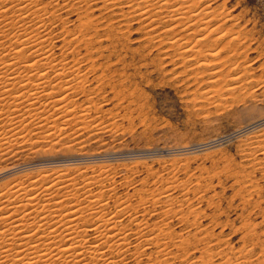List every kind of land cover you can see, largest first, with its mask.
<instances>
[{"label": "rangeland", "instance_id": "1", "mask_svg": "<svg viewBox=\"0 0 264 264\" xmlns=\"http://www.w3.org/2000/svg\"><path fill=\"white\" fill-rule=\"evenodd\" d=\"M173 1L174 2L170 3V5L176 3L175 0ZM194 1L198 4H195ZM210 2L211 4H209ZM80 4L84 5L86 1ZM92 5L93 7H95V5L97 6V4ZM193 5L197 10H204V12L207 13L204 19H201V21H189V24L190 22L191 24L188 26L189 29L186 30L188 33L184 31L186 28L182 26L184 23L182 21L180 22V20V23H176L177 26L174 28V31L165 30V32L163 31L164 27L162 28V26H160L163 31L161 34L164 35L162 37L160 36L161 39L158 35L155 36L156 39H154L155 37L153 34H149L150 31L148 27L140 19H136V17L134 19L130 16L120 17L115 14L120 12L117 8L113 11H111V9L95 10L96 17L95 15L94 17L97 18L99 16V19L101 18L100 22L97 24L103 36L99 35L100 37L97 36L95 38L98 41L96 46L98 45L99 47V42L102 43V46L100 45L99 49L101 50L98 49L99 52L97 51L94 53L93 58H96L95 60L101 64L100 67L102 69H98L97 72L93 70L89 71V77L92 79L94 76H101L103 72L105 75L107 70L106 75L109 78L111 76V78L116 81L113 80L111 86L108 85L106 87L108 92L105 97L94 95L93 98L96 105H94V103H88L86 99L91 97H84L83 93H79V95L76 94L75 96L73 95L81 104L85 102L84 105H86V107L84 106V108H88L89 104H92V107L86 109L88 111L91 108V112H86L87 116L85 117L89 119L83 120L84 123L82 121L83 118L80 117L82 113H85V111L82 110V105L76 108L78 112H76L75 115L68 116L70 120L68 119L66 122V120H64L65 118H61L66 123H63V120L59 119L61 123L57 120L56 125L53 121L57 118V115L54 116L55 118L53 117L50 119V121H39V119L37 121V119L34 120L30 118L28 114H25V118H28V120L24 121V125L22 123L20 124L21 126L23 125L22 127L19 125V128L21 127L20 129H16L19 133L21 132L20 134L18 133V135L19 139L22 136L23 141H21L22 138L18 142L14 140L16 143L10 140L14 136V131L12 133L9 132L13 136L8 133L7 137L9 138H3V141L1 140L5 142L4 140L8 139L10 142L8 141L9 143H7H14L11 144L14 147H11V145L9 147L8 144L5 143L7 147L4 145L6 148H0L3 149L0 150V184L3 182L5 183L4 180H11L13 178L12 175L16 176L17 174L18 176L20 173V175H23L25 173L23 170L28 171L27 173H32V175H36L44 169L69 168L70 172L74 174L75 172L77 173L78 167L76 166L80 164V166H84L82 167V169L84 168L83 170H85V166L88 167H86L88 174H93V171L96 172H94V174H100L102 172L103 175H100V177H105L104 175L108 176L107 173L110 170L109 173L114 172L116 174H111L109 177L114 175L113 177L116 179L111 177L110 179L108 177L110 180L107 179L105 183L107 185L111 183L109 184L110 186L114 184L112 187L114 188V194L117 196L122 195L125 198L130 197L129 199L134 202L138 200L141 195L148 196H145V198L149 201L153 198L155 199L157 195L159 197L157 196L156 200L153 199L152 201H162L163 199L162 202L158 201L160 203L156 202L157 206L151 201L143 204V207L141 204V212L139 211L138 216H140V219H146L147 217L150 223L158 222L155 229L156 231H158L162 225L163 227L161 228L164 229L162 234L171 233L170 235L173 236L172 239L170 236L168 237L167 234H161V236H163V240L167 237L168 240L165 239L164 241L167 240V242L171 244L168 246H172L167 249L169 251L172 250L171 261H174V264L184 263L182 257H186L187 254L185 253L186 255H184L182 250L173 246V241H179L183 236L186 238V234L188 236L186 239H190L189 241L193 243L189 246L190 249L187 256L190 257H188L189 259L194 257L192 260L197 262V264H264V166H260L264 164V156L259 152H254L252 148L249 149V147H251V145L248 144L249 135L252 134L251 136H253L255 133H251L249 131L250 129L247 128L248 124L250 125L256 121L264 120V0H193ZM203 5L205 7L209 6L204 8ZM174 7L177 6H172V8ZM197 10L195 11L197 12ZM59 12L62 16L65 14L63 17L67 18L68 22L71 20L73 21L67 23V27L70 29H75V26L80 21L79 17L84 13L79 12V10H74L73 12L70 11V9H63ZM207 17L210 20H208ZM102 18L104 19L102 20ZM108 19H115V21H109ZM58 23L61 24L60 21ZM200 24L202 25L200 26ZM227 25L232 26H230V28ZM77 27L78 26H76V28ZM53 28L60 29V26H53ZM195 28L197 30H195ZM220 29L221 31L223 29V34ZM194 31H198V34ZM176 34H178V36L179 34H189V36L186 37L187 39L185 35L182 36L181 39L183 40V44L180 45V47L179 45L172 44L173 37H175ZM191 34L194 35L192 36ZM214 35L216 36L214 37ZM217 35L220 36L218 37ZM151 36L153 38H150ZM200 36H205V38L201 40L204 42L206 39L209 43L207 42L206 44L205 42L204 44L206 45H203V42L197 38ZM227 39H230L228 41L230 43L227 42L228 44L225 42ZM57 40L56 54L58 57H61L62 41L61 39L59 40V38ZM200 42L204 47H202L204 53L200 52V54L204 55L206 52L209 53V51L214 50L213 52H215L216 56L214 55L212 57V61H225V65L221 68L222 72L219 76L218 74L211 73L214 71L213 65L198 69L194 67L195 65H192L196 59H199L197 57H200V54H197L195 51L200 49ZM81 44L84 45L83 42ZM187 46L193 48L196 53L194 51H182L185 47L187 49ZM233 46L236 47L234 48ZM83 47L85 48L86 46L84 45ZM83 47L82 52L84 53L86 48L84 49ZM218 47L222 48L219 49ZM218 50H220L221 53ZM193 52L198 56H194V54H192ZM219 53L221 55H219ZM209 58L211 59V56ZM232 58H234L232 63L228 62V65H226L227 61ZM87 61L83 63L84 66L91 63L90 60L87 59ZM108 62L110 64H108ZM106 63L108 65H106ZM110 67L112 70L109 69ZM102 70L103 72H101ZM190 75L192 76L189 77ZM196 77H198V80H195ZM223 78L227 80H221ZM235 79L238 80L235 81ZM242 80L244 83H242ZM95 83L96 81L88 84L89 86H94ZM114 83L117 84L115 85L117 91L120 88L118 92L114 87ZM219 83L220 85H218ZM216 85H218V87ZM110 87L113 89H110ZM222 87L226 88L222 89ZM106 90L103 92L104 94ZM231 90L233 92H231ZM120 91L123 92V95L121 94L122 97H115ZM90 118L92 120H90ZM58 123L59 125H57ZM79 123L80 125H78ZM116 124L117 127H115ZM47 125H49L48 128ZM107 126L108 128H106ZM258 126L261 128L260 130H264V122L258 124ZM1 127L3 126L1 125ZM8 127V125H5L3 128L10 130V127ZM245 128H247L246 131ZM2 130H0V132ZM56 133L58 134L57 136ZM9 135L12 138H10ZM26 137L30 138L25 140ZM261 155L263 156L262 158ZM173 157H175V159ZM78 158H80V160ZM255 158L258 159L256 160ZM170 159L172 161H170ZM184 159L187 160L184 161ZM251 161L256 165L254 166ZM103 163L104 165L102 166ZM23 164L27 165V167ZM173 165L176 166L174 167ZM18 167H20V173H16V171H19ZM21 168H23V170H21ZM40 168L42 170H40ZM258 168L260 169L258 170ZM13 169H15V173H13ZM245 169L247 170L246 174L250 170L252 171V178H250V176L245 179ZM105 170L106 174H104ZM117 179L120 180L118 181ZM168 179L170 180L168 181ZM154 180L157 181V184ZM125 181L128 184L122 185L121 183H125ZM179 184H181V186H179ZM142 187H144V190L141 189ZM160 187H162V189H160ZM115 188L118 189L116 190ZM187 188L193 190L191 191ZM147 189H149V191ZM151 190L156 194H154L155 196ZM163 190L166 191L162 192ZM167 190L169 192H167ZM136 193L138 194L136 195ZM151 193L152 195H150ZM132 194L135 195L133 196ZM167 196H172L173 199L172 197L169 199ZM154 206L156 213L152 211ZM145 208H147L146 211L143 210ZM167 208H170V211ZM164 211H167V213L169 212L168 215H166L167 213ZM196 212H198V215ZM141 213L145 215L143 214L142 216ZM184 213L187 214L185 215ZM127 217L128 215L121 216L119 222L129 223ZM168 218L170 219L168 220ZM135 221L132 222L134 224H131L133 227H136L139 222L138 220L137 222ZM164 222L166 224H163ZM199 225L200 228H198ZM212 233H214L215 236L214 234L212 235ZM203 236H205V238ZM218 236L222 241L218 239ZM144 237H146V235ZM198 239L202 240L199 241ZM210 240L211 242L209 244ZM151 246H149L148 251L152 250L155 253V249L157 250L156 245ZM246 247H248V250ZM202 251L204 253H202ZM221 252L225 253L221 254ZM228 254H231V256ZM178 255L180 256L176 257ZM132 261V258H130L129 262L131 263Z\"/></svg>", "mask_w": 264, "mask_h": 264}, {"label": "bare ground", "instance_id": "2", "mask_svg": "<svg viewBox=\"0 0 264 264\" xmlns=\"http://www.w3.org/2000/svg\"><path fill=\"white\" fill-rule=\"evenodd\" d=\"M85 1H86V4H84V5L80 4V3L85 2ZM173 2H174L173 0H0V130L4 129L3 127L5 125H8L10 127V130H6L7 128L5 127L6 129H4L0 132V148L4 149L7 147L5 143H7L9 140L6 139V140H4L5 142H2L3 141L2 139L3 138H9V137H7V134L9 132L12 133L14 131V133H13L14 136L11 133H9L13 136V138H12L9 135L10 138H12L10 140H12L13 142L20 141L22 136L20 135L21 137L19 139V135H18L19 132L16 129L19 128V125L21 123L23 124L24 121L28 120V118H25V114H28V116L34 120L37 119V121H38V119H39V121H50V119H52L55 115H57V118L53 121L56 125L57 120H59V119L63 120L61 118H65L64 120H66V122H67V120L69 119L68 116L69 115L72 116L73 114L75 115V113L78 112L76 108L77 107L79 108L82 105V108H83L82 110H84L85 113H82V115L80 117L83 118L82 121L83 120L85 121V119H89L88 117L87 118L85 117V116H87L86 112L87 113H88V111L91 112V110H90L91 108L88 111L86 109H88L89 107H92L93 103H94V105H96L94 98H93L94 95H97L99 97L100 96L105 97L106 93L108 92L106 90V87L108 85L111 86L113 80H115V79L111 78L110 75H109L110 78L106 75L107 74L106 67H105V70H106L105 75H104V72L102 70L101 72H103V75L96 76V77L94 76V78L92 77V79L89 77V71L93 70V71L97 72L98 69L101 68L100 67L101 64H99L95 60L96 58L95 59L93 58L94 53H96L97 51L99 52V50H101V49H99L100 45L102 46L101 42H99V47H98V45L96 46V43H98V41L95 38L99 35L103 36V34H101L102 32L99 31V28H98L99 25L97 24L98 22H100L101 18L99 19V16L97 18H95L96 17V15H95L96 11L95 10H97V9H111V11H113L117 8V10H119L120 12H117L115 14L119 15L120 17L130 16L134 19H135V17H136V19H140L148 27V30L150 31L149 34H153L154 37L157 35H158V37L164 36L161 33L165 30L174 31V28H176V26H177L176 23H178L179 20H180V22L182 21L184 23L182 26L184 28H186L184 30L186 32V30L189 29L188 26L191 24V22L189 24V21H195V20L201 21V19L203 20L205 15L207 14L206 12H204V10L199 11V9L197 10L196 8H194L193 7L194 6L193 0H175L176 3L170 5V3H173ZM92 4H97V6L95 5V7H93ZM195 4H198V3L195 2ZM209 4H211V2ZM174 5H176L177 7L172 8V6H174ZM203 6H201V7H203ZM208 6H206V7H208ZM206 7L204 6V8H206ZM63 9L64 10L70 9V11H73V12H74V10H79V12H84L82 14V16L79 17L80 21L76 25V26H78L77 28H76V26H75V29H72V28L70 29L69 27H67V23L71 22L72 20L68 22V19L63 17L65 14L62 16V14L59 11L60 10L62 11ZM195 10H197V12ZM100 13H102V12H100ZM66 15H68V14H66ZM69 15H71V14H69ZM94 15H95V17H94ZM207 16H209V15H207ZM103 19L104 18H102V20ZM207 19H208V17H207ZM111 20L115 21V19H111ZM111 20H109V21H111ZM208 20H210V19H208ZM59 21L61 22V24L58 23ZM109 21H108V23H109ZM131 21H133V20H131ZM208 24H210V23H208ZM216 24H217V22H216ZM232 24H234V23H232ZM201 25L202 24H200V26ZM53 26H60V29H57V28L55 29V28H53ZM160 26H162V28L164 27L163 31L160 28ZM230 26H232V25H229L228 27H230ZM209 27H210V25H209ZM196 28H195V30H197ZM140 29H141V27H140ZM198 31H196V32L194 31V32L196 34H198L197 33ZM220 31H221V29H220ZM222 31H223V29H222ZM222 31H221V33H222ZM104 32H105V30H104ZM233 32H234V30H233ZM108 33H109V31H108ZM108 33H106V34L109 35ZM186 33H188V32H186ZM189 34H190V32H189ZM189 34H183V35H185V38H186L187 36H189ZM231 34H232V32H231ZM183 35L179 34V36H178V34H176L175 37H173L172 44L173 45L176 44L177 46L179 45V47H180V45L183 44V42H182L183 40L181 39ZM227 35H229V34H227ZM102 36H101V38H102ZM215 36L216 35H214V37ZM240 36H241V34H240ZM161 37H160V39H161ZM58 38H59V40L61 39V41H62V49H61L62 51L60 50L61 51V57H58L56 54V46H57L56 42L58 41L57 40ZM150 38H153V37L151 36ZM197 38L201 40V39H204L205 36H200ZM154 39H156V37ZM183 39H184V37H183ZM212 39H213V35H212ZM230 39H232V38H230ZM230 39H227V41H225V42L227 43ZM82 42L86 46L85 47L86 49L83 47L84 45L81 44ZM198 42H199V40H198ZM205 42L207 44L208 41H206V39H205L203 42V45H206V44H204ZM216 42H218V41H216ZM233 42H234V40H233ZM184 43H185V41H184ZM228 43H230V42H228ZM236 43H237V41H236ZM194 44H196V43H194ZM59 45H61V44H59ZM200 45H201V47H200V49H201L203 47L202 43ZM208 46H209V44H208ZM82 47L85 49L84 53L82 52ZM189 47L187 46V49L185 47V48H183V50L182 49L181 50L182 51L185 50V52L194 51L193 48H189ZM203 48L201 49L202 51L200 49L195 50V51L197 52V54H200V52L204 51ZM209 48H211V47H209ZM221 48H219V49H221ZM176 49H178V48H176ZM211 49H213V48H211ZM213 51H209V53L206 52L207 53V54L205 53L206 55L200 54V57H197L199 59H196V61L192 65H195L194 67H197V69L201 68V67H208L210 65H213L214 71L211 70L212 71L211 73L218 74V76H219L220 73L222 72L221 68L225 65V61L222 62V61H215L214 60V62H213L212 57L215 55V52H213ZM218 51H220V50H218ZM194 52L192 54H194V56L197 55V54H195L196 52L195 53ZM220 53H221V51H220ZM220 53H219V55H221ZM182 56H183V54H182ZM210 56H211V59L209 58ZM191 57H190V59H191ZM221 57H223V56H221ZM87 59L90 60L91 63L89 65L84 66L83 63L85 61H87ZM217 59H219V58H217ZM233 59L234 58L230 59L229 61L226 60L227 61L226 65H228V62L232 63ZM235 59H236V57H235ZM172 60H173V58H172ZM191 61H192V59H191ZM210 62H212V63H210ZM184 63H186V62H184ZM108 64H110V63L108 62ZM108 64L106 63V65H108ZM109 69H111V67ZM184 71H186V70H184ZM111 72H114V71H111ZM195 72H197V71H195ZM242 72H243V70H242ZM223 73H224V71H223ZM113 74H112V76H113ZM191 74H193V73H191ZM191 76L192 75H190L189 77H191ZM232 76H233V74H232ZM198 77H196V79L195 78L194 79L198 80ZM224 79L227 80L226 78H223L221 80H224ZM237 80L235 79V81H237ZM247 80H248V78H247ZM94 81H96L95 85L93 84L94 86H92V85L89 86V84L94 82ZM217 82H219V81H217ZM189 83H191V82H189ZM213 83H211V84H213ZM242 83H244V81ZM123 84H124V82H123ZM232 84H235V83H232ZM115 85H117V84L114 83V87H115ZM218 85H220V83ZM218 85H216V86L218 87ZM111 88L112 87H110V89ZM115 88H114V90H115ZM133 88H135V87H133ZM223 88H226V87H222V89ZM105 90H106V92L104 94L103 92ZM119 90H120V88L118 89V91ZM116 91H117V88H116ZM210 91H209V93H210ZM120 92L117 93L115 95V97L116 96L122 97L121 94L123 95V92H121V93ZM231 92H233V91L231 90ZM79 93H83L84 97H91V98L86 99V101L88 103H92V104H89L88 108H84V106L86 107V105H84L85 102H84V104H81L79 102V100H77V98L73 97V95L74 96L76 94L79 95ZM231 94H233V93H231ZM208 99H209V97H208ZM214 99H215V97H214ZM220 106H221V104H220ZM107 110H108V108H107ZM60 120H59V122L61 123ZM64 120H63V123L65 122ZM90 120H92V119L90 118ZM84 121H83V123H84ZM114 121H115V119H114ZM29 122H30V120H29ZM262 122H264V120H261L258 122L256 121L255 123H251L250 125L248 124L247 128L250 129L249 131L251 133L252 132L255 133V134H253V136H251L252 135L251 133H250L251 135H249L250 138H249L248 144L251 145V147H249V149L252 148L254 152H259L264 156V130H260L261 128H259L260 126H258V124H260ZM39 123H41V122H39ZM1 125L3 127H1ZM57 125H59V123ZM78 125H80V123ZM48 126L49 125H47V128H48ZM115 127H117V124ZM30 128H31V126H30ZM106 128H108V126ZM247 128H245V131ZM252 128H253V131H252ZM36 130H38V129H36ZM258 130H260V131H258ZM53 131H55V130H53ZM55 132H57V131H55ZM64 133H65V131H64ZM48 134H49V132H48ZM57 135L58 134L56 133V136ZM50 136H51V134H50ZM28 138H30V137H28ZM28 138L26 137L25 140ZM21 141H23V138L21 139ZM11 144H14V143H11ZM11 144H8V146L10 147ZM11 147H14V146L11 145ZM55 147H56V145H55ZM3 149H0V150H3ZM49 151H51V150H49ZM193 153H194V151H193ZM253 154H256V153H253ZM262 155H261V158L263 157ZM61 158H64V157H61ZM173 158L175 159V157H173ZM78 159L80 160V158H78ZM255 159H254V161H255ZM185 160H187V159H184V161ZM170 161H172V160L170 159ZM83 162H84V160H83ZM260 163H261V160H260ZM55 164H57V163H55ZM103 165H104V163L102 164V166ZM253 165H254V163H253ZM24 166L27 167V165H24ZM79 166H80V164H79ZM79 166H76V167H78L77 173L74 171L75 172L74 174H72L70 172L69 168H61V169L51 168L50 170H45V169L42 170L41 169L42 167H41L40 170H42V171H40V172L38 171L39 173H37L36 175H32V173H27L28 171L23 170V168H21V170H23V172H25L26 174L24 173L23 175H20L21 171H20V167H18L19 171L18 172L16 171V173H20L18 176H17V174H16V176H13L11 174L13 177L11 180L9 179V181H8V179H7L8 182L6 180H4L5 183L3 182L0 184V264H174V261L173 262L171 261V258H172L171 257V255H172L171 251L172 250L169 251L167 249L168 247L170 248L172 246H168L171 244L169 242H167V240H168L167 237L165 238L167 240L164 241L165 239L163 240L162 239L163 236H161L162 232H164V229L161 228L163 226L161 224H159V225H161V227L159 226L160 227L159 230L156 231L155 229L157 227L158 222L157 223H150L149 222L150 220H147V217H146V219L144 218L145 221L143 222L144 219L143 218L140 219V216H138L141 204L143 207V204H145L146 202L149 201L147 198H145L146 195L145 196L141 195L142 194L141 193L140 194L141 196L135 202L132 201L131 199H129L130 197L125 198L122 195H121L122 197L117 196L116 194H114V188L112 187L114 184L110 186L109 184H111V183H109L108 185L105 183L107 181V179H109L110 177L114 179L115 177H113V176L116 173H114V172L109 173L110 170L108 169L109 170V171L107 170L108 176L104 175L105 177L107 176L105 178V177H100V175H103L102 172H101L102 174L101 173L100 174H94L95 171H93V174H91V173L88 174V172L86 170L88 168L87 166H85V170H83L84 168L82 169V167H84V166H80V167ZM257 166H258V164H257ZM260 166H264V164H262ZM14 167H16V166H14ZM170 168H171V166H170ZM255 168H257V167H255ZM127 169H128V167H127ZM150 169H151V167H150ZM174 169H176V168H174ZM186 169H187V167H186ZM259 169L260 168H258V170ZM37 170H39V169H37ZM13 171H14L13 173H15V169H13ZM100 171H101V169H100ZM246 171L247 170L245 169L244 170L245 174H246ZM256 171H257V169H256ZM263 171H264V169H263ZM11 172H12V170H11ZM153 173H155V172H153ZM104 174H106V170H105ZM111 174H114V175L109 177V175H111ZM251 174H252V171L250 170L244 176L245 179H246V177H250ZM126 177H129V176H126ZM250 178H252V176ZM1 180H3V179H1ZM141 180H142V178H141ZM169 180L170 179H168V181ZM126 181H127V179H126ZM126 181H125V183H121V184L122 185L126 184L127 183ZM168 181H167V183H168ZM151 182H153V181H151ZM155 182L157 184V181H155ZM176 182H178V181H176ZM134 183H135V181H134ZM130 184H132V183H130ZM108 186H109V189H108ZM168 186H167V188H168ZM179 186H181V184H179ZM115 189L117 190L118 188H115ZM141 189L144 190V187H142ZM141 189H140V192H141ZM160 189H162V187H160ZM175 189H176V187H175ZM147 190L149 191V189H147ZM168 190H169V188H168ZM168 190H167V192H169ZM157 191H158V189H157ZM164 191H166V190H163L162 192H164ZM122 192H123V190H122ZM151 192H152V190H151ZM152 193L150 195H152ZM137 194L138 193H136V195ZM154 194L155 193H153V195ZM159 194H160V192H159ZM125 195H128V194H125ZM132 195L134 196L135 194H132ZM147 195H149V194H147ZM157 196H155V199L154 198L153 199L156 200ZM126 197H128V196H126ZM146 197H148V196H146ZM167 197L170 199L172 196L171 197L167 196ZM172 199H173V197H172ZM152 200H150V201L152 203L154 202L155 205L157 204L156 202H158V201L162 202L163 201V199H162V201L161 200L152 201ZM190 200H191V198H190ZM164 201H166V200H164ZM169 201H171V200H169ZM160 202H158V203H160ZM166 207H168V206H166ZM146 209L147 208H145L143 210L146 211ZM148 209H150V208H148ZM154 209H155V206H154L153 210L151 208V210L155 212L156 209L155 210ZM167 209H169V211H170V208H167ZM167 211L166 212L164 211V212L167 213ZM171 212H172V210H171ZM168 213L166 215H168ZM196 213L198 215V212H196ZM143 214H142V216H143ZM182 214H183V212H182ZM200 214H201V211H200ZM123 215H126V216L128 215L127 221H129V223L128 222L122 223V221L119 222V218L121 216L123 217ZM164 217H165V215H164ZM171 218H173V217H171ZM157 219H158V217H157ZM169 219L170 218H168V220ZM180 219H182V218H180ZM137 220L139 222L137 223L136 227H133L131 224H134V223H132V222H134V221L137 222ZM153 220H151V221H153ZM184 220H185V218H184ZM194 220H195V218H194ZM195 222H197V221H195ZM163 224H166V223L164 222ZM198 228H200V225ZM209 233H210V231H209ZM165 234H167L168 237L170 236L171 239L173 238V236L170 235L171 233H164L162 235H165ZM213 234L214 233H212V235ZM145 235H146V237H144ZM194 235H196V234H194ZM185 236H186V238L188 237L187 234ZM214 236H215V234H214ZM175 237L179 238L178 236H175ZM183 237H181L180 240L177 239L179 241H176V240L173 241V246H176L179 250H182L184 255H186V254L188 255V251L190 249L189 246L193 243H191V241H189L190 239L188 240L185 237L184 238ZM203 237L205 238V236H203ZM218 239L220 240L219 236H218ZM200 240H202V239H200ZM220 241H222V240H220ZM210 242H211V240L209 241V244H210ZM151 245H156L157 250L155 249V253L152 250L148 251L149 246H151ZM247 248L248 247H246V249ZM225 252H221V254L225 253ZM202 253H204V252L202 251ZM212 253H213V251H212ZM239 253H240V251H239ZM239 253H238V255H239ZM208 254H209V252H208ZM210 254H211V251H210ZM187 255H186V257L185 256L182 257V260L184 261V263H182V264H197V262H194V260H192V259H194V257L192 259H189L190 257ZM228 255L231 256V254H228ZM228 255H226V256H228ZM179 256L180 255H178L176 257H179ZM181 256H183V255H181ZM203 256H205V255H203ZM196 257H197V255H196ZM130 258H132V260H133L131 263L129 262ZM224 259H225V257H224ZM227 261H228V259H227ZM229 261H230V259H229ZM179 264H181V263H179Z\"/></svg>", "mask_w": 264, "mask_h": 264}]
</instances>
